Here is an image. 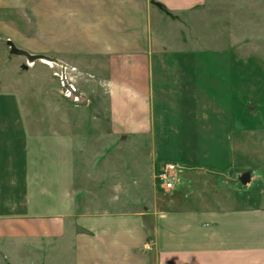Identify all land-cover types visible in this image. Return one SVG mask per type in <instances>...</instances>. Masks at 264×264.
Returning a JSON list of instances; mask_svg holds the SVG:
<instances>
[{
	"label": "crops",
	"instance_id": "obj_1",
	"mask_svg": "<svg viewBox=\"0 0 264 264\" xmlns=\"http://www.w3.org/2000/svg\"><path fill=\"white\" fill-rule=\"evenodd\" d=\"M213 10L231 18L230 30L221 36L229 40L215 51L220 60H159L158 54L177 43L176 23L182 26L197 16L201 30L202 18ZM0 12L7 16L0 29L15 45L32 54L54 55L65 68H77L104 86L108 99L117 103L114 110L123 118L119 128L124 132L212 135L205 140L209 145H188L183 136L169 143L134 142L136 157L144 149L152 152L138 186V197L143 198L129 204L104 208L108 201L118 204L126 192L124 184L105 183V172L121 174L123 153H117L118 168L110 164V155L104 158V177L90 173L83 184L62 186L63 212L56 215L54 240L57 245L72 239L78 248L75 264H264V169L249 164L253 147L245 144V135L261 134L264 128L242 126L239 131L236 72L250 67L228 60L229 54L238 53L239 38L245 34L262 39L252 45L258 48L252 52H264V33L247 34L244 24L264 22V0H0ZM211 70L213 75L207 72ZM163 98L175 112L174 122L156 129L148 120ZM179 110H184V118ZM254 110L248 107L245 113ZM238 134L244 135L242 145ZM121 143L126 142L113 149L121 150ZM186 149L211 152L189 156ZM239 149L248 150L241 163ZM209 157L214 158L212 167L205 165ZM168 163L181 168L172 191L156 181ZM75 188L86 195L83 212L73 199ZM68 196L69 203L64 200ZM40 231L48 236L47 223Z\"/></svg>",
	"mask_w": 264,
	"mask_h": 264
},
{
	"label": "rangeland",
	"instance_id": "obj_2",
	"mask_svg": "<svg viewBox=\"0 0 264 264\" xmlns=\"http://www.w3.org/2000/svg\"><path fill=\"white\" fill-rule=\"evenodd\" d=\"M225 11L220 16L216 10L208 13L201 20V30L197 16L189 22H182V26L181 23H176L174 35L177 43L165 53L158 54L159 60L177 62L183 60V56L188 61L220 60L215 51L220 47L221 41L228 39L226 36L221 39V36L223 32L230 30L228 27L231 25V18L224 16ZM216 14L219 23L216 22ZM240 18L246 21L247 17ZM6 19V14L0 12V21ZM244 24H248L247 34L264 33V22L260 19ZM182 29L183 34L186 33L184 36L180 31ZM240 30L244 32V29ZM200 34L203 37L201 45ZM183 41L188 42L184 47L181 45ZM256 41L262 39L246 37L245 34L239 38L238 53L228 55V60L248 63L250 67L239 68L236 72L239 131L242 126L264 128V52H252L258 50L256 46L252 47ZM204 49L207 52L200 53ZM196 55L201 57L196 58ZM48 57L55 59L54 55ZM207 72L213 75L215 70ZM95 82L98 83L97 80ZM95 82L92 75L86 77L77 68L67 69L45 60L30 63L25 57L10 55L8 37L5 36V30L0 29V264H75L78 248L72 239L68 237V240L59 241L57 245L54 240L56 215L63 212L62 186L69 188L70 185L83 184L82 179L90 173L96 178L104 177L100 171L106 165L104 158L110 155V164H116L117 167V153H123L125 160L119 162L121 174L105 172V183L124 184L126 192L121 194L118 204L112 206L108 201L104 208L129 204L143 198L138 197L141 193L138 186L141 174L145 175L148 154L152 152L149 148L144 149L139 151L140 157H136L138 151L134 148V142L169 143L176 142L183 136L184 143L188 145H202V142L208 143L205 140L212 137L204 132L195 136L175 133L128 134L119 128L123 118H119L118 112L114 110L117 103L111 102L104 86L99 83L95 86ZM71 87L76 89L74 95L79 97V101L74 97H67V91ZM252 95L256 98L255 101L246 104ZM154 105L155 110L148 120L150 124L153 123L158 129L168 121L174 122L172 117L175 112L168 108L169 103L165 98ZM248 107L255 109L252 111L254 113H245ZM178 112L180 118H184V110ZM243 136L238 134L239 145L243 144L241 140H245L242 139ZM245 136V144L253 148L249 158L247 149H239L237 158L240 163L248 158L252 167L264 169V132ZM120 142H126L121 143L122 149H113V145ZM193 150L186 149L191 152L189 156L192 153L204 155V152L208 156L211 152ZM136 159L141 164V169ZM213 161L214 158L209 157L205 165L212 167ZM123 166H126L125 174ZM73 176L75 179H72ZM123 176L125 182L122 180ZM118 177L121 178L120 181ZM71 192L73 199L80 205L79 212H83L85 208L81 204L87 200L86 195L80 188ZM64 200L69 203V196ZM66 208L70 209L69 205ZM45 223L47 239L44 234L41 235L44 230L40 231Z\"/></svg>",
	"mask_w": 264,
	"mask_h": 264
},
{
	"label": "built area",
	"instance_id": "obj_3",
	"mask_svg": "<svg viewBox=\"0 0 264 264\" xmlns=\"http://www.w3.org/2000/svg\"><path fill=\"white\" fill-rule=\"evenodd\" d=\"M62 67L65 68L64 66ZM62 81H64V79ZM64 83L65 82H63V84ZM76 92V89L71 87V89H68L67 91V97H74L76 101H79V97L74 95ZM180 171L181 168L176 164H165L160 173L156 175L157 184L167 191H172L175 188L176 182L178 181V175Z\"/></svg>",
	"mask_w": 264,
	"mask_h": 264
},
{
	"label": "water",
	"instance_id": "obj_4",
	"mask_svg": "<svg viewBox=\"0 0 264 264\" xmlns=\"http://www.w3.org/2000/svg\"><path fill=\"white\" fill-rule=\"evenodd\" d=\"M8 45L10 47V55H15V56H20V57H25L30 63H34L36 61H53L55 63L60 64L61 66H64L63 63L56 59H51L48 56L45 55H37V54H32L29 53L21 48H18L11 40H8ZM27 69V66L24 67Z\"/></svg>",
	"mask_w": 264,
	"mask_h": 264
},
{
	"label": "bare ground",
	"instance_id": "obj_5",
	"mask_svg": "<svg viewBox=\"0 0 264 264\" xmlns=\"http://www.w3.org/2000/svg\"><path fill=\"white\" fill-rule=\"evenodd\" d=\"M48 61V60H47Z\"/></svg>",
	"mask_w": 264,
	"mask_h": 264
}]
</instances>
